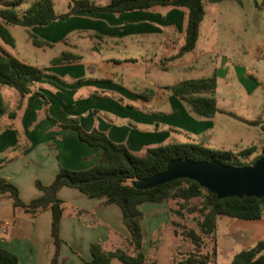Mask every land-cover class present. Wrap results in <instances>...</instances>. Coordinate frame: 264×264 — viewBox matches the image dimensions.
<instances>
[{
	"label": "crops",
	"instance_id": "obj_1",
	"mask_svg": "<svg viewBox=\"0 0 264 264\" xmlns=\"http://www.w3.org/2000/svg\"><path fill=\"white\" fill-rule=\"evenodd\" d=\"M90 1L100 5L108 2ZM159 8L169 9L161 15ZM184 19L186 11L172 7L118 15L81 12L45 27L26 30L30 41L33 35L46 43L41 49L61 46L60 54L80 55L81 60L74 64L51 65L52 59L38 64L27 53L17 51L15 40L13 48L0 40L4 52L43 71V77L33 82L30 89L47 100L45 109L40 98L32 95L21 98L16 91L9 93L5 86H0L4 108L0 117V160H3L0 180L13 185L19 199L27 204L41 195L35 182L49 185L59 168L83 171L93 167L100 149L81 142L74 130L61 125H79L85 131L97 129L136 156L167 144H197L224 150L211 146L216 134L215 116L211 119L196 116L188 105L165 89L185 80L171 76L174 69L197 63L213 52L200 47L199 25L195 48L172 59L183 44ZM82 46L88 47L94 56L86 59L80 54ZM185 58L189 59L184 61ZM125 68L126 75L120 74L124 72L119 70ZM124 76L128 80L126 86L118 80ZM215 76L217 89L218 74ZM125 99L133 104H126ZM263 143L264 140L260 150L256 149L248 159L261 152ZM57 198L64 207L59 225L62 244L58 264L90 261L92 243H99L105 251L121 250L132 255L130 236L117 206L104 205L103 198L90 199L67 187L57 192ZM139 210L143 213V253L159 264L157 245L163 232L172 237V246L161 264H172L177 243L171 231L169 204H142ZM0 224L6 225L5 232L0 231V248L13 253L18 264H50L54 246L49 210L25 214L13 207L8 194H0ZM225 225L224 239L238 244L242 250L250 248L264 239V207L259 220L229 218ZM215 237L217 242L216 233ZM110 264L121 263L112 260Z\"/></svg>",
	"mask_w": 264,
	"mask_h": 264
},
{
	"label": "trees",
	"instance_id": "obj_2",
	"mask_svg": "<svg viewBox=\"0 0 264 264\" xmlns=\"http://www.w3.org/2000/svg\"><path fill=\"white\" fill-rule=\"evenodd\" d=\"M217 3L221 0H108L104 5L95 4L89 0H70L66 11L57 14L52 0H37L24 13H19L21 0H13L0 7V40L13 48L15 41L9 33L8 26H18L26 30L32 27H45L54 21L64 20L74 14L86 12L94 14H113L133 11H150L158 7H172L186 11L183 44L172 59L180 58L191 52L199 36V25L204 18L203 2ZM34 46L40 47L46 43L31 35ZM81 56L70 52H62L50 61L51 65L74 64ZM43 77V71L35 66L24 64L15 57L0 49V86L14 89L22 98L32 95L40 98L47 107V100L41 93L32 92L30 86ZM171 95L183 101L192 113L204 119L213 118L219 109L216 106L214 93L216 78L211 76L203 79H191L165 87ZM4 114L3 102L0 96V117ZM13 116V115H11ZM77 133L79 140L89 146L100 149L95 165L87 170L72 171L59 168L53 181L47 185L35 182V187L41 195L29 203H23L17 189L0 180V194H8L13 201V207L25 214L35 215L49 210L51 213L50 235L53 241L54 254L50 264H58V256L62 240L59 236V225L64 207L57 198V192L67 187L77 190L90 199H104V205H115L121 212V222L129 233V246L132 255L121 250L105 251L99 243L89 247L91 260L85 264H110L117 260L121 264H155L142 251L143 213L139 210L142 204H161L171 202L169 212L171 231L177 242L188 244L190 250L176 251L172 264H216V219L224 216L239 221H256L261 218L264 198H224L217 199L215 195L201 188L188 179H178L148 190H138L132 187V182L152 177L164 171L166 164L172 159L191 161L219 162L225 166L246 167L264 157V143L261 152L255 154L256 148L249 147L238 153L224 150L207 149L197 144H167L149 148L143 156L132 154L124 145L113 143L97 129L85 131L79 125H61ZM3 160H0V165ZM191 200H197L190 205ZM186 211V212H184ZM189 218L196 227L182 223ZM210 243V249L207 244ZM0 264H18L17 257L0 248ZM229 264H264V239L250 248L236 253Z\"/></svg>",
	"mask_w": 264,
	"mask_h": 264
},
{
	"label": "rangeland",
	"instance_id": "obj_3",
	"mask_svg": "<svg viewBox=\"0 0 264 264\" xmlns=\"http://www.w3.org/2000/svg\"><path fill=\"white\" fill-rule=\"evenodd\" d=\"M11 1L13 0H0V7H5L6 3ZM35 1L37 0H21L17 8L19 13H24ZM52 1L58 13L65 12L70 3V0ZM102 3H105V0H102ZM159 9L161 15H164L169 8ZM203 10L200 47L213 52L202 56L197 63L174 69L171 76L191 80L215 76L217 73L215 99L219 112L214 117L216 134L214 144L211 146L217 149L223 147L232 153L248 147H255L259 151L264 140V0H221L217 3L204 1ZM7 29L16 41L17 51L27 53L30 59L36 60L38 64H46L60 54L61 46L54 49L33 46L24 28L8 26ZM79 53L86 59L94 56L85 46L81 47ZM188 59L185 58L184 61ZM119 71L124 72L120 74L126 75L128 70L125 68ZM214 71L216 73H213ZM139 72L142 73V70ZM118 80L125 86L128 84L125 76ZM5 89L16 94L12 88ZM126 104L133 103L128 99ZM180 140L184 142L183 139ZM167 203L171 205V202ZM196 203L197 200L190 201V205ZM181 221L197 228L189 218ZM228 221L229 218L224 216L216 219L218 236L216 264H229L232 256L242 250L238 244H232L230 240L222 237ZM162 234L163 232L159 235L157 245L159 264L163 262L167 249L172 246V237ZM206 247L210 249L211 244L208 243ZM187 250H190L188 244L177 242L176 251Z\"/></svg>",
	"mask_w": 264,
	"mask_h": 264
},
{
	"label": "water",
	"instance_id": "obj_4",
	"mask_svg": "<svg viewBox=\"0 0 264 264\" xmlns=\"http://www.w3.org/2000/svg\"><path fill=\"white\" fill-rule=\"evenodd\" d=\"M178 179L197 183L217 199L264 198V157L250 166H225L219 162L172 159L164 171L132 182L138 190H148Z\"/></svg>",
	"mask_w": 264,
	"mask_h": 264
},
{
	"label": "built area",
	"instance_id": "obj_5",
	"mask_svg": "<svg viewBox=\"0 0 264 264\" xmlns=\"http://www.w3.org/2000/svg\"><path fill=\"white\" fill-rule=\"evenodd\" d=\"M5 230H6V225L5 224H0V231L4 233Z\"/></svg>",
	"mask_w": 264,
	"mask_h": 264
}]
</instances>
